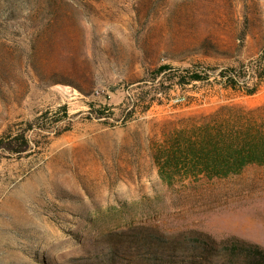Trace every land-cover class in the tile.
<instances>
[{
    "label": "rangeland",
    "instance_id": "1",
    "mask_svg": "<svg viewBox=\"0 0 264 264\" xmlns=\"http://www.w3.org/2000/svg\"><path fill=\"white\" fill-rule=\"evenodd\" d=\"M263 49L264 0H0V264H178L196 246L224 264L236 239L264 249V164L209 177L166 163L179 128L264 107ZM188 66L209 78H170ZM232 69L259 90L226 88Z\"/></svg>",
    "mask_w": 264,
    "mask_h": 264
},
{
    "label": "trees",
    "instance_id": "2",
    "mask_svg": "<svg viewBox=\"0 0 264 264\" xmlns=\"http://www.w3.org/2000/svg\"><path fill=\"white\" fill-rule=\"evenodd\" d=\"M171 68L166 64L157 68L155 72L157 75L167 74ZM253 72L256 77L264 76V49ZM248 74V71H237V69H232L231 73L221 72L222 76H227L226 88L251 95L259 90V83L249 87ZM170 75L172 76L170 78L173 80L177 78V84L184 87L205 81L210 73L207 69L188 66L177 68ZM153 84L157 91L159 89L157 83L154 81ZM263 108L248 109L241 105L226 104L206 117H201L197 122L179 128L170 139L167 166L177 167L178 172H183L185 175L205 174L209 177H226L240 173L249 164H264ZM37 125L40 130L44 128L40 123ZM37 125L33 122L26 130H33L38 127ZM16 137L25 138L23 133H19ZM34 139L35 137L30 141ZM236 240L224 250L218 249V255L225 258L224 264H264V249L245 246L241 239ZM196 241L204 244L205 240L197 237ZM195 249L196 257L189 260L182 259L177 263L205 264L203 258L211 251L206 246H196Z\"/></svg>",
    "mask_w": 264,
    "mask_h": 264
},
{
    "label": "bare ground",
    "instance_id": "3",
    "mask_svg": "<svg viewBox=\"0 0 264 264\" xmlns=\"http://www.w3.org/2000/svg\"><path fill=\"white\" fill-rule=\"evenodd\" d=\"M259 211V210H258ZM260 227V226H259Z\"/></svg>",
    "mask_w": 264,
    "mask_h": 264
}]
</instances>
